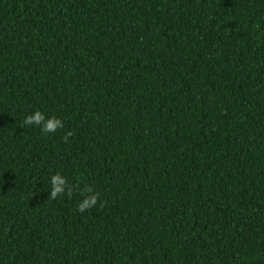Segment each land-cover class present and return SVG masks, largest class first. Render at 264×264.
Returning a JSON list of instances; mask_svg holds the SVG:
<instances>
[{
  "label": "trees",
  "instance_id": "16d2710c",
  "mask_svg": "<svg viewBox=\"0 0 264 264\" xmlns=\"http://www.w3.org/2000/svg\"><path fill=\"white\" fill-rule=\"evenodd\" d=\"M0 264H264V0H0Z\"/></svg>",
  "mask_w": 264,
  "mask_h": 264
},
{
  "label": "clouds",
  "instance_id": "9594fccd",
  "mask_svg": "<svg viewBox=\"0 0 264 264\" xmlns=\"http://www.w3.org/2000/svg\"><path fill=\"white\" fill-rule=\"evenodd\" d=\"M24 123L26 125H32V124H36V125H40L43 123V131L45 133H49V132H55L57 128L62 127V123L60 120L58 119H51V120H47L45 122V117L43 116L42 113L40 112H36L34 115H31L29 117L26 118V120L24 121ZM53 189H52V196L55 197L58 194L63 193L64 191V185H65V181L64 179H62L59 175L53 176L52 180H51ZM96 202V197L93 196L88 200H85L81 205H80V211L83 212L86 208L90 207L92 204H95Z\"/></svg>",
  "mask_w": 264,
  "mask_h": 264
}]
</instances>
